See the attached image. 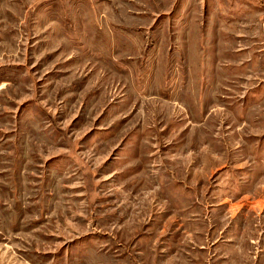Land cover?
<instances>
[{
    "label": "rangeland",
    "instance_id": "obj_1",
    "mask_svg": "<svg viewBox=\"0 0 264 264\" xmlns=\"http://www.w3.org/2000/svg\"><path fill=\"white\" fill-rule=\"evenodd\" d=\"M0 264H264V0H0Z\"/></svg>",
    "mask_w": 264,
    "mask_h": 264
}]
</instances>
